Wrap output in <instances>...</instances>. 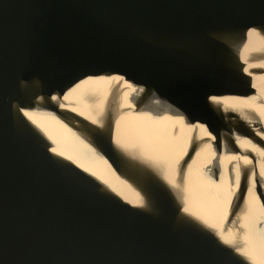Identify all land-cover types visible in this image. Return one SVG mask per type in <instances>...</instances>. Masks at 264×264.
I'll use <instances>...</instances> for the list:
<instances>
[{
    "label": "water",
    "instance_id": "1",
    "mask_svg": "<svg viewBox=\"0 0 264 264\" xmlns=\"http://www.w3.org/2000/svg\"><path fill=\"white\" fill-rule=\"evenodd\" d=\"M252 31L264 38V0H0V264H253L186 209L152 161L122 144L118 118L128 108L118 94L97 122L64 99L82 80L117 77L141 90L130 98L134 111L158 102L154 114L202 128L217 155L249 158L230 223L252 181L264 207L256 155L239 142L264 150V122L214 100L257 94L253 75L264 67L247 71L242 57ZM250 60L264 61V50ZM33 110L79 132L139 204L53 151L23 114ZM192 157L188 150L179 162L177 182Z\"/></svg>",
    "mask_w": 264,
    "mask_h": 264
},
{
    "label": "bare ground",
    "instance_id": "2",
    "mask_svg": "<svg viewBox=\"0 0 264 264\" xmlns=\"http://www.w3.org/2000/svg\"><path fill=\"white\" fill-rule=\"evenodd\" d=\"M248 37L242 57L246 61L247 71H250L254 67H264V61L250 60L254 53L264 50V38L254 31ZM253 85L257 90L255 96H227L214 100L221 102L224 108L239 112L246 121L252 122V117L259 116L264 122V75H253ZM110 93L118 94L122 108H128L118 118L116 136L121 138L122 144L133 154L152 161L164 178L184 193L186 209L212 228L224 242L235 246L253 264H264V207L253 181L248 187L241 211L230 223L227 221L237 198L241 170L251 160L233 154L217 155L207 137L208 133L202 128L195 130L179 116L154 114L152 110L161 107L158 102L150 103L144 111H134L130 98L138 96L141 90L128 83L121 84L117 77L82 80L65 94L64 99L67 107L74 109L81 117L97 122ZM23 112L52 143L53 151L58 155L98 178L132 205L139 204L137 194L115 174L107 159L63 119L46 110ZM194 137L197 143L191 142ZM239 142L245 151L256 155L255 166L264 189V150L245 139ZM188 150L193 152V157L182 179L177 182V166ZM216 167L220 170L217 180L213 177Z\"/></svg>",
    "mask_w": 264,
    "mask_h": 264
}]
</instances>
